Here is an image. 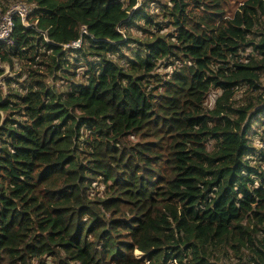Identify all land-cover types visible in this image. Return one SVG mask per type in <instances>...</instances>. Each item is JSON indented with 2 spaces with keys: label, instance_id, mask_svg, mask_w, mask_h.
Returning a JSON list of instances; mask_svg holds the SVG:
<instances>
[{
  "label": "trees",
  "instance_id": "1",
  "mask_svg": "<svg viewBox=\"0 0 264 264\" xmlns=\"http://www.w3.org/2000/svg\"><path fill=\"white\" fill-rule=\"evenodd\" d=\"M15 1L0 264H264V0Z\"/></svg>",
  "mask_w": 264,
  "mask_h": 264
},
{
  "label": "built area",
  "instance_id": "2",
  "mask_svg": "<svg viewBox=\"0 0 264 264\" xmlns=\"http://www.w3.org/2000/svg\"><path fill=\"white\" fill-rule=\"evenodd\" d=\"M31 11V5L24 1L12 2L7 9L0 12V42L7 45L12 44V31L14 28V18L19 17L21 23L26 28H32L35 22H31L28 19V15ZM88 34L86 26L82 25L80 28V36L71 41L70 43L63 44V49L72 48L78 49L83 44V35ZM2 81V80H1ZM2 84H4L2 82Z\"/></svg>",
  "mask_w": 264,
  "mask_h": 264
},
{
  "label": "rangeland",
  "instance_id": "3",
  "mask_svg": "<svg viewBox=\"0 0 264 264\" xmlns=\"http://www.w3.org/2000/svg\"><path fill=\"white\" fill-rule=\"evenodd\" d=\"M140 1H141V0H140ZM228 2H229V4H230L231 9H234V8H237V7H238V4H239V3H237L236 0H228ZM150 4H151L150 6L152 7V9H155V8H154V3H153V2H150ZM135 33L137 34V36H141V35H142L140 31H135ZM5 72H8V70L5 69ZM0 86H1L2 88L5 87V85L2 84L1 79H0ZM258 142H259V141H258ZM135 253H136V254H139L140 252L136 250Z\"/></svg>",
  "mask_w": 264,
  "mask_h": 264
}]
</instances>
